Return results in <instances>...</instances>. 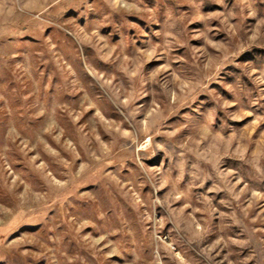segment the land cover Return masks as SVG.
I'll return each instance as SVG.
<instances>
[{"label": "rangeland", "instance_id": "obj_1", "mask_svg": "<svg viewBox=\"0 0 264 264\" xmlns=\"http://www.w3.org/2000/svg\"><path fill=\"white\" fill-rule=\"evenodd\" d=\"M0 264H264V0H0Z\"/></svg>", "mask_w": 264, "mask_h": 264}]
</instances>
